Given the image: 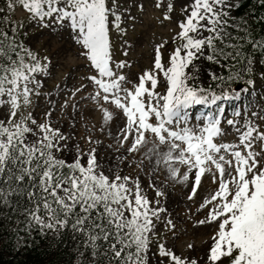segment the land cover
I'll use <instances>...</instances> for the list:
<instances>
[{"label": "snow or ice", "instance_id": "1", "mask_svg": "<svg viewBox=\"0 0 264 264\" xmlns=\"http://www.w3.org/2000/svg\"><path fill=\"white\" fill-rule=\"evenodd\" d=\"M239 8L0 0V220L17 252L54 234L69 264H264V116L245 96L264 81V38ZM148 12L168 34L133 72L125 37ZM46 34L80 61L55 87L61 51L33 46ZM177 186L199 244L176 243Z\"/></svg>", "mask_w": 264, "mask_h": 264}, {"label": "rangeland", "instance_id": "2", "mask_svg": "<svg viewBox=\"0 0 264 264\" xmlns=\"http://www.w3.org/2000/svg\"><path fill=\"white\" fill-rule=\"evenodd\" d=\"M17 20L20 19L21 13L19 10L14 14ZM152 13L148 12L141 18V22L137 23L134 28L127 30L126 40L129 41L128 59L133 61L131 70L135 72L138 67H143L148 64L149 56L151 53V47L154 40H159L162 36L168 34L167 27H162L156 24L152 19ZM151 26L149 27V25ZM69 37L66 34L63 35H45L43 38L37 37L36 43L42 45L48 52L61 51L59 59L54 57V67L52 69V75L47 81L50 87H55L58 82H63L65 72L72 71L73 74L78 75L81 69L77 67L79 64L78 58L75 56V49L68 43ZM115 46L118 48L119 43ZM70 84L73 82L71 79L68 81ZM207 84V80L204 81ZM255 93L245 95L247 98V112L249 116L254 111L260 112L264 116V81H260L257 78L256 85L254 87ZM41 106L46 101L41 98ZM243 103H234L230 107H227V111L231 112L233 107H242ZM201 111V110H200ZM2 114V112H0ZM58 114V113H57ZM235 136L234 131L229 130L225 132L224 139L232 140ZM170 207L174 208L172 212L174 223L176 225L177 233V245H181L183 242L194 240L199 244L202 229L195 228L190 220L187 219V213L184 211L183 200L180 196V187L177 186L176 191L173 193L170 190Z\"/></svg>", "mask_w": 264, "mask_h": 264}, {"label": "trees", "instance_id": "3", "mask_svg": "<svg viewBox=\"0 0 264 264\" xmlns=\"http://www.w3.org/2000/svg\"><path fill=\"white\" fill-rule=\"evenodd\" d=\"M240 8L236 15L246 16L252 34L264 38V0H238ZM250 88L246 94L253 93ZM231 102H229L230 104ZM233 103V102H232ZM65 241L69 246H65ZM72 251L70 238L64 237L59 242L53 235L37 236L30 247L15 249L14 237L0 220V264H69Z\"/></svg>", "mask_w": 264, "mask_h": 264}]
</instances>
